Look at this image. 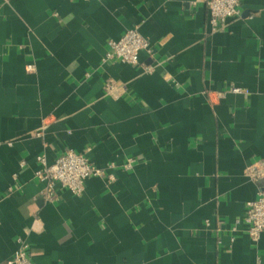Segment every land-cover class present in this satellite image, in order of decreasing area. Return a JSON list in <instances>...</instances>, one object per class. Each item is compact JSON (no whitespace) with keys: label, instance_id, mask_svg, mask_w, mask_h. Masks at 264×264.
<instances>
[{"label":"crops","instance_id":"0c3cea01","mask_svg":"<svg viewBox=\"0 0 264 264\" xmlns=\"http://www.w3.org/2000/svg\"><path fill=\"white\" fill-rule=\"evenodd\" d=\"M133 26L153 55L104 62ZM86 146L114 178L46 199L37 155ZM260 164L264 0L215 31L205 0H0V264L23 240L36 264H264Z\"/></svg>","mask_w":264,"mask_h":264},{"label":"built area","instance_id":"2783aa9c","mask_svg":"<svg viewBox=\"0 0 264 264\" xmlns=\"http://www.w3.org/2000/svg\"><path fill=\"white\" fill-rule=\"evenodd\" d=\"M205 2L209 12V24L213 31L226 27L228 19L238 16L241 11L242 0H205ZM107 44L108 49L103 56L104 62L120 60L137 65L141 63L140 53L142 51L149 56L153 55L148 39L135 26L125 30L119 38H110ZM144 67L150 69V65ZM227 92L248 93L249 89L232 83L226 90L217 91L216 95L221 97L223 93ZM89 150V146H86L82 151L66 148L57 153L51 163H48L44 152L37 155L33 174L37 180L44 183L43 193L46 199L55 198L59 191L82 194L87 180L94 176H106L110 180L114 178V174L108 171L115 167L113 163L103 162L102 165L91 163L87 157ZM133 162L134 160L129 159L121 167L128 169L133 165ZM247 169L251 178L264 175V164L252 165ZM243 219L251 239L253 241L258 240L261 233L264 232V185L258 188L257 196L254 199L247 201ZM206 221L208 222V220ZM28 248L29 243L25 240L21 241L12 256L3 264H36L30 257Z\"/></svg>","mask_w":264,"mask_h":264}]
</instances>
